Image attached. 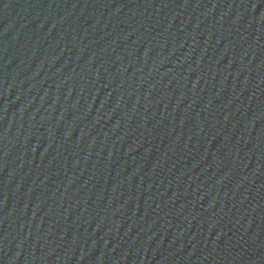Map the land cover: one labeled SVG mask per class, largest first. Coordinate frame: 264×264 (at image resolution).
Returning <instances> with one entry per match:
<instances>
[{
  "label": "water",
  "instance_id": "water-1",
  "mask_svg": "<svg viewBox=\"0 0 264 264\" xmlns=\"http://www.w3.org/2000/svg\"><path fill=\"white\" fill-rule=\"evenodd\" d=\"M0 264H264V0H0Z\"/></svg>",
  "mask_w": 264,
  "mask_h": 264
}]
</instances>
